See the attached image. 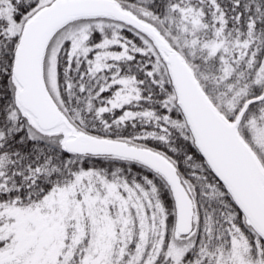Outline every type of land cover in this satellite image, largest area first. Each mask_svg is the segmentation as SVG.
Listing matches in <instances>:
<instances>
[{"label":"snow or ice","instance_id":"obj_1","mask_svg":"<svg viewBox=\"0 0 264 264\" xmlns=\"http://www.w3.org/2000/svg\"><path fill=\"white\" fill-rule=\"evenodd\" d=\"M0 264H264V0H0Z\"/></svg>","mask_w":264,"mask_h":264}]
</instances>
